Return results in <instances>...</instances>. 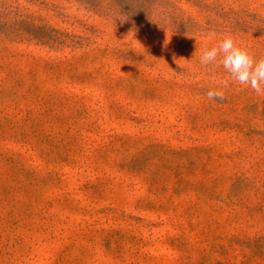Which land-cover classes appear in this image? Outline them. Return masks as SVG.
<instances>
[{
  "label": "rangeland",
  "instance_id": "374dc122",
  "mask_svg": "<svg viewBox=\"0 0 264 264\" xmlns=\"http://www.w3.org/2000/svg\"><path fill=\"white\" fill-rule=\"evenodd\" d=\"M142 1L0 0V264H264V0Z\"/></svg>",
  "mask_w": 264,
  "mask_h": 264
},
{
  "label": "clouds",
  "instance_id": "9594fccd",
  "mask_svg": "<svg viewBox=\"0 0 264 264\" xmlns=\"http://www.w3.org/2000/svg\"><path fill=\"white\" fill-rule=\"evenodd\" d=\"M218 57H222L218 63L230 74L231 80L241 86H250L257 95L264 94V58L254 59L230 35H226L211 48H204L199 56V63L207 67L217 62ZM227 87L228 80H219L218 87L208 90L207 98L222 101L225 97L223 89Z\"/></svg>",
  "mask_w": 264,
  "mask_h": 264
},
{
  "label": "trees",
  "instance_id": "16d2710c",
  "mask_svg": "<svg viewBox=\"0 0 264 264\" xmlns=\"http://www.w3.org/2000/svg\"><path fill=\"white\" fill-rule=\"evenodd\" d=\"M80 1H81L82 3L90 4V3H89V0H80ZM150 1H151V0H143L142 3H143V4H148V3H150Z\"/></svg>",
  "mask_w": 264,
  "mask_h": 264
}]
</instances>
